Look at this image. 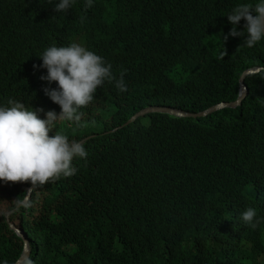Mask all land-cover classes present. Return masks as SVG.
Returning a JSON list of instances; mask_svg holds the SVG:
<instances>
[{
    "label": "trees",
    "instance_id": "1",
    "mask_svg": "<svg viewBox=\"0 0 264 264\" xmlns=\"http://www.w3.org/2000/svg\"><path fill=\"white\" fill-rule=\"evenodd\" d=\"M53 0H0V105L20 101L46 119L60 113L40 77L43 51L79 42L127 69V91L107 81L81 109L79 124L55 131L84 143L78 169L33 190L31 206L12 211L28 183L0 181V264H264V223L253 230L240 213L264 217V39L245 46L228 35L234 5L258 0H75L55 12ZM242 19L237 30H243ZM223 36L227 40L223 41ZM226 51L224 58L221 53ZM241 106L203 118L153 113L150 106L190 113L235 101ZM26 77V78H25ZM43 109V111H40Z\"/></svg>",
    "mask_w": 264,
    "mask_h": 264
},
{
    "label": "clouds",
    "instance_id": "2",
    "mask_svg": "<svg viewBox=\"0 0 264 264\" xmlns=\"http://www.w3.org/2000/svg\"><path fill=\"white\" fill-rule=\"evenodd\" d=\"M52 2L47 0L48 4ZM93 2L85 0L86 7L91 8ZM74 3L75 0H58L54 10L66 13ZM227 18L232 25L228 35L244 37L246 34L245 46L252 48L264 39V0L236 4ZM242 19L245 21L244 27L238 31L237 25ZM227 38L223 36V41ZM225 55L224 50L221 58ZM39 57L42 59L40 67L47 70V74L40 78L57 85L55 88L45 87L44 92L60 106L61 111L58 115L48 111L46 119H42L36 110L14 99L9 98L5 105H0V181L31 185L23 199L14 200L12 211L30 207V193L32 195L33 190L61 177L74 176L78 171L73 166L74 158L87 157L84 143L70 140L59 131H55L54 135L49 134L57 128L56 122L79 124L84 115L81 109L95 101L97 90L106 81L114 83L120 93L128 90L125 81L127 69H121L117 78L111 63L79 42H71L67 46L53 44ZM11 212L5 214V221ZM240 221L255 230L264 223V217H258L255 208L247 207L240 213Z\"/></svg>",
    "mask_w": 264,
    "mask_h": 264
},
{
    "label": "water",
    "instance_id": "3",
    "mask_svg": "<svg viewBox=\"0 0 264 264\" xmlns=\"http://www.w3.org/2000/svg\"><path fill=\"white\" fill-rule=\"evenodd\" d=\"M261 66H253L250 68H247L243 71V73L240 76V91H239V96L235 101L232 102H222L214 105L213 107H210L202 112L199 113H190V112H185L180 109L172 108V107H167V106H150L145 109H142L141 111L137 112L134 116L130 118V120L124 125H130L132 122L136 121L140 117H144L148 114H153V113H162V114H169L175 117H181V118H203L206 117L214 112L220 111L225 108H237L242 105L244 99L248 95L249 87L246 82V78L248 75L255 73L259 70H261ZM87 139V138H86ZM84 139L83 141H85ZM82 141V142H83ZM31 197V193H30ZM6 222L10 228L11 231H13L18 237H20L23 240L24 243V250L20 258H18L14 264H23L26 262L31 254V248L29 244V239L25 232L21 228H17L14 224H12L9 221L8 215L6 217Z\"/></svg>",
    "mask_w": 264,
    "mask_h": 264
},
{
    "label": "rangeland",
    "instance_id": "4",
    "mask_svg": "<svg viewBox=\"0 0 264 264\" xmlns=\"http://www.w3.org/2000/svg\"><path fill=\"white\" fill-rule=\"evenodd\" d=\"M1 186L2 184H0V195H1ZM2 208V205H0V209Z\"/></svg>",
    "mask_w": 264,
    "mask_h": 264
},
{
    "label": "bare ground",
    "instance_id": "5",
    "mask_svg": "<svg viewBox=\"0 0 264 264\" xmlns=\"http://www.w3.org/2000/svg\"><path fill=\"white\" fill-rule=\"evenodd\" d=\"M26 78V77H25Z\"/></svg>",
    "mask_w": 264,
    "mask_h": 264
}]
</instances>
